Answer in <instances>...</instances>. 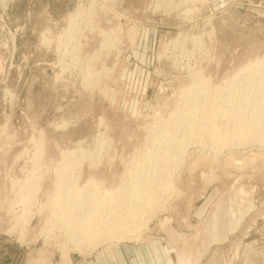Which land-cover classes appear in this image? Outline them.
<instances>
[{
    "label": "rangeland",
    "instance_id": "rangeland-1",
    "mask_svg": "<svg viewBox=\"0 0 264 264\" xmlns=\"http://www.w3.org/2000/svg\"><path fill=\"white\" fill-rule=\"evenodd\" d=\"M262 60L264 0H0V264L119 246L148 264H264ZM167 140L182 148L142 219L77 245L56 217L64 186L104 214Z\"/></svg>",
    "mask_w": 264,
    "mask_h": 264
},
{
    "label": "bare ground",
    "instance_id": "bare-ground-1",
    "mask_svg": "<svg viewBox=\"0 0 264 264\" xmlns=\"http://www.w3.org/2000/svg\"><path fill=\"white\" fill-rule=\"evenodd\" d=\"M73 18V17H72ZM72 21V20H71ZM77 21V20H76ZM78 22V21H77ZM76 22V24H77ZM74 22H71V24ZM95 23V22H94ZM93 23V25H94ZM94 27V26H93ZM75 28V26H74ZM96 28V27H95ZM94 28V29H95ZM139 28V27H138ZM69 29V28H68ZM77 29V28H76ZM86 30V29H85ZM131 30V29H130ZM66 31V30H64ZM94 31V30H93ZM135 34L137 36V31L136 29L134 30ZM81 33V31H80ZM131 33V32H130ZM132 33H134L132 31ZM59 34V33H58ZM76 34V33H75ZM64 35V33L62 34V36ZM61 37V35H60ZM67 37V36H66ZM83 37V36H82ZM63 38V37H62ZM71 39V38H70ZM75 39V38H74ZM109 39V38H108ZM137 39V38H136ZM117 40V39H116ZM71 41V40H70ZM75 41V40H74ZM112 41V39H111ZM135 43V42H134ZM74 44V43H73ZM77 44V43H76ZM78 45V44H77ZM104 45V43H103ZM107 46V45H106ZM70 48V47H69ZM73 48V47H72ZM103 49V48H102ZM67 51V50H66ZM71 51V50H70ZM69 53V52H68ZM75 53V52H74ZM79 53V52H78ZM73 54V52H72ZM77 54V53H76ZM100 55V54H99ZM98 56V55H97ZM68 59V58H67ZM72 59V58H71ZM78 59V58H77ZM89 60V59H88ZM93 62V61H92ZM83 63V62H82ZM84 64V63H83ZM86 64V63H85ZM85 66V65H84ZM90 66V65H89ZM75 67V66H74ZM253 67H258L259 70V77L260 80L264 81V61H258L257 65L255 64V66ZM89 68V67H88ZM86 70V69H85ZM93 70V69H92ZM102 70V69H101ZM100 71V70H99ZM105 71V70H104ZM84 72V71H83ZM93 73V72H92ZM96 73V72H95ZM90 74V73H89ZM84 75V74H83ZM86 75V74H85ZM98 75V74H97ZM92 76V75H91ZM87 78V77H86ZM84 77V79H86ZM83 81H86L84 80ZM88 79V78H87ZM94 79V78H91ZM96 79V78H95ZM99 79V78H98ZM88 81H90V79H88ZM94 81V80H92ZM89 83V82H88ZM95 85V84H94ZM95 87V86H94ZM107 88V87H106ZM192 89V88H191ZM188 89L185 91V94L183 95L185 97V102H187L188 100H193L194 103H197V96H195V93L193 92V90ZM109 91V90H108ZM263 100V99H262ZM190 101H188L189 103ZM192 103V102H190ZM193 103V104H194ZM196 103L194 105H196ZM192 104V108L194 107V105ZM191 105V104H190ZM264 105V104H263ZM250 106V105H249ZM259 107V106H258ZM258 113V112H257ZM225 114V113H224ZM254 114V113H253ZM256 115V114H255ZM245 117V116H244ZM250 117V116H249ZM248 117V118H249ZM251 118V117H250ZM257 118V117H254ZM259 119V117H258ZM257 119V120H258ZM264 120V118H263ZM249 121V120H248ZM247 122V121H246ZM250 122V121H249ZM263 122V121H262ZM261 122V123H262ZM226 123V122H225ZM254 123V122H253ZM229 124V123H228ZM259 123H257L258 125ZM255 125V124H254ZM256 127V126H255ZM258 127V126H257ZM261 128H258L257 131H261V129H264V126H259ZM263 127V128H262ZM264 133V130L263 132ZM261 135V134H260ZM264 135V134H263ZM262 136V135H261ZM103 141V140H101ZM104 142V141H103ZM262 142V141H261ZM181 144V143H180ZM178 142L177 143H173L170 141H165L163 143V145L157 147V150H152L150 152H148L149 154L154 155V162L151 164V166H148V168L145 169H149L148 171H145L144 173H141L142 175L141 178H137L135 177L134 180V176L136 175V172L132 171L129 172L130 174L126 175V181H124L122 184H120L119 190H117L116 192L110 194L109 196H107L106 201H99V203H106L105 206L102 207V209H104L105 212L104 214H101L100 212L96 211L97 209H95V212L92 210H90L89 208H91V206L89 207V205L86 204V198L88 196H90V198H93L94 201H97V197L95 193H89V190H84L85 191H81L79 192V190L77 191L75 186V183L72 187L70 186L71 190H75V191H71L70 193L67 190V186H64L65 188V192L64 194H66L64 196L63 199H56L54 200V202H57V204H62L64 203V209L65 211L58 214L56 217L59 221L62 222H72V226L74 228H78L80 229V236L78 239V244L80 245V243H84L85 238H90V239H98L97 241H102V240H112L114 237H116L115 235H117L119 228H120V224L124 223L126 226H128L129 224L132 225V223L138 222L140 219H142V214L140 213V210L143 206V202L146 203V201L148 202L149 200H151V198L153 196L156 195L157 189H159L161 187V185H166L167 183L166 181H168L167 179V174H166V169L165 167H170L175 166L176 164V159L174 162H172V158L174 157V150H178L179 148H182ZM183 145V144H182ZM104 147V146H103ZM179 151V150H178ZM177 151V152H178ZM176 152V154H177ZM87 153V152H84ZM83 153V154H84ZM92 154V153H90ZM96 154V153H95ZM98 154V153H97ZM147 154V153H146ZM174 154V155H173ZM179 154V153H178ZM177 154V155H178ZM151 155V156H152ZM183 155V154H182ZM99 156V155H98ZM176 156V155H175ZM181 156V155H180ZM69 158V157H68ZM98 158V157H96ZM165 160H162V159ZM179 158V157H178ZM146 159H151L150 156H147ZM180 161V160H178ZM143 162V161H142ZM141 163V162H140ZM144 164V163H141ZM140 164V165H141ZM162 164V165H161ZM147 165V164H146ZM150 165V164H149ZM145 167V166H143ZM177 168H179L178 166H176ZM135 168V167H134ZM137 169V168H136ZM168 169V168H167ZM174 169V168H173ZM171 170V169H168ZM175 170V169H174ZM171 171H169L168 173L170 174ZM173 173V172H172ZM175 173V172H174ZM140 174V173H139ZM168 174V175H169ZM174 177V176H173ZM92 179V178H91ZM63 180V179H62ZM134 180L135 184L137 185V187H130L131 185L128 184L129 181ZM140 180V181H139ZM71 181V180H70ZM68 181V182H70ZM170 181V180H169ZM60 182V181H59ZM62 182V181H61ZM75 182V181H74ZM131 183V182H130ZM133 183V181H132ZM63 184V183H62ZM62 184L60 186H62ZM134 185V184H133ZM56 186V185H55ZM58 186V185H57ZM77 186V184H76ZM122 186V187H121ZM128 187V191H122V189ZM171 187V185H170ZM63 188V187H62ZM69 189V188H68ZM79 189V188H78ZM161 190V189H160ZM68 192V193H67ZM63 194V195H64ZM116 194V195H114ZM28 196H32L29 195ZM158 196V195H157ZM58 197V195H57ZM63 197V196H62ZM56 198V197H55ZM154 199V198H153ZM110 200V201H108ZM82 202L85 203V206H88V209H86L85 207V211H81L82 208ZM112 202V203H111ZM148 204V203H147ZM78 206V207H77ZM96 206V204L94 205ZM161 206V205H160ZM73 207H76V209H80L81 214H77L75 211L73 212ZM147 207V206H146ZM57 208V207H56ZM95 208V207H93ZM154 207H152L153 209ZM59 209V208H58ZM61 209H63L61 207ZM63 209V210H64ZM75 209V210H76ZM77 209V210H78ZM84 209V208H83ZM92 209V208H91ZM60 210V209H59ZM62 211V210H61ZM83 212V213H82ZM94 212V213H93ZM102 212V211H101ZM123 213V214H122ZM30 216V215H29ZM56 219V220H57ZM67 223V224H68ZM53 226V225H52ZM55 226V225H54ZM129 227V226H128ZM63 231V230H62ZM71 231V230H70ZM73 232V231H72ZM68 230H67V234H68ZM76 233V232H75ZM73 234V236H77L76 234ZM78 233V232H77ZM20 234V233H19ZM59 236V235H58ZM83 245V244H82ZM81 246V245H80ZM80 248V247H79Z\"/></svg>",
    "mask_w": 264,
    "mask_h": 264
},
{
    "label": "crops",
    "instance_id": "crops-1",
    "mask_svg": "<svg viewBox=\"0 0 264 264\" xmlns=\"http://www.w3.org/2000/svg\"><path fill=\"white\" fill-rule=\"evenodd\" d=\"M146 259V252L141 248L133 249L130 246H119L117 248H103L101 251L88 257L86 261H76V264H148L145 263Z\"/></svg>",
    "mask_w": 264,
    "mask_h": 264
}]
</instances>
